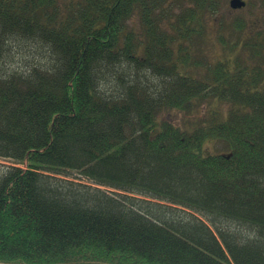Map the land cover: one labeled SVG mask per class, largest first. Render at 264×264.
<instances>
[{
    "label": "trees",
    "instance_id": "obj_1",
    "mask_svg": "<svg viewBox=\"0 0 264 264\" xmlns=\"http://www.w3.org/2000/svg\"><path fill=\"white\" fill-rule=\"evenodd\" d=\"M239 11L0 0V263L264 264V17Z\"/></svg>",
    "mask_w": 264,
    "mask_h": 264
},
{
    "label": "rangeland",
    "instance_id": "obj_2",
    "mask_svg": "<svg viewBox=\"0 0 264 264\" xmlns=\"http://www.w3.org/2000/svg\"><path fill=\"white\" fill-rule=\"evenodd\" d=\"M229 1V0H228ZM249 8L245 9L244 11H239V14L237 12H234L232 14L229 13V16L231 19L235 17L236 15L243 17L248 22H260L261 19L264 17V10H262L261 4L264 0H246ZM228 15V14H227ZM209 150L210 151H223L224 147L219 142H214L209 144ZM0 163H6L11 164L9 162L1 161Z\"/></svg>",
    "mask_w": 264,
    "mask_h": 264
},
{
    "label": "water",
    "instance_id": "obj_3",
    "mask_svg": "<svg viewBox=\"0 0 264 264\" xmlns=\"http://www.w3.org/2000/svg\"><path fill=\"white\" fill-rule=\"evenodd\" d=\"M230 7L234 10H239L245 8L246 3L243 0H230Z\"/></svg>",
    "mask_w": 264,
    "mask_h": 264
},
{
    "label": "flooded vegetation",
    "instance_id": "obj_4",
    "mask_svg": "<svg viewBox=\"0 0 264 264\" xmlns=\"http://www.w3.org/2000/svg\"><path fill=\"white\" fill-rule=\"evenodd\" d=\"M243 1H246V0H243ZM246 3H247V1H246Z\"/></svg>",
    "mask_w": 264,
    "mask_h": 264
}]
</instances>
